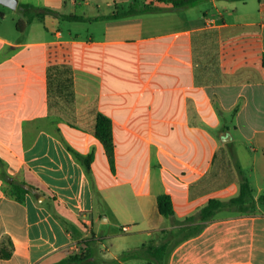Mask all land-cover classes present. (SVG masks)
<instances>
[{
	"label": "crops",
	"instance_id": "1",
	"mask_svg": "<svg viewBox=\"0 0 264 264\" xmlns=\"http://www.w3.org/2000/svg\"><path fill=\"white\" fill-rule=\"evenodd\" d=\"M20 3L86 20L47 14L22 38L24 18L7 33L0 4V264H56L86 241L96 251V226L117 245L108 264H148L119 253L167 240V264H264V205L221 211L194 235L202 222L184 221L237 196L240 169L264 194V0ZM133 6L142 12L95 20ZM65 66L70 99L56 76ZM100 114L113 124L114 163L95 136ZM75 153L94 156L90 172ZM12 181L35 189L19 200Z\"/></svg>",
	"mask_w": 264,
	"mask_h": 264
},
{
	"label": "trees",
	"instance_id": "2",
	"mask_svg": "<svg viewBox=\"0 0 264 264\" xmlns=\"http://www.w3.org/2000/svg\"><path fill=\"white\" fill-rule=\"evenodd\" d=\"M172 2L177 9H185L187 7L193 6L197 4L198 0H167ZM146 9H151V7H146ZM18 10L21 11L24 18L26 20H20L17 22V29L19 32L23 33L25 31L26 25L34 22L35 19L40 18L44 19L47 14H55L60 16L61 18H65L68 20H76V21H84L86 20L83 17L78 16H66L61 15L56 11L51 9H47L44 7L37 6L32 3H20ZM142 12L139 9H135V7H130L126 11H115L110 15L98 17L95 20H103V19H116L123 18L129 16L131 14H137ZM59 48L57 45L50 46V61L52 63V50ZM65 48V47H64ZM54 55V54H53ZM52 72V67H51ZM63 75V84L67 87L68 97H74V80L72 76V70L70 67L65 66L62 70H56V76ZM52 73L50 74V78L52 79ZM95 136L98 140H100L110 157L112 163L115 161V142L113 137V124L111 119L104 115L100 114L97 117ZM79 161L85 166L87 172L91 171V165L93 162L94 156L82 155L79 153H75ZM242 178L240 182V190L237 196L232 197L228 200H222L217 198H212L208 201V203L201 208L197 215H193L187 217L185 222H202L193 229L191 235L200 233L205 227L207 222L214 220L217 215L224 210L241 212V213H256L258 204L264 205V194H262L258 199L255 197L254 189L251 185L250 180L245 176L244 172L240 169ZM13 190L17 199L22 200L23 195L30 191L31 189H35L34 186H31V189L26 187L25 182L12 181ZM159 210L162 215L166 217H174L175 210L173 206L172 198L169 195H161L158 198ZM176 236L174 230H171L167 237L172 238ZM90 241H86L87 249L83 254H77L75 256H71L59 263L56 264H95V249L90 248ZM175 246H171L169 241H164L160 245H144L142 248L136 250L125 251L120 259L123 260H131V259H144L147 260L148 264H167V259L171 255ZM1 254L4 258H9L12 253L8 251H1ZM164 263H162L163 261ZM166 260V262H165ZM116 262V261H114ZM113 262V263H114Z\"/></svg>",
	"mask_w": 264,
	"mask_h": 264
},
{
	"label": "rangeland",
	"instance_id": "3",
	"mask_svg": "<svg viewBox=\"0 0 264 264\" xmlns=\"http://www.w3.org/2000/svg\"><path fill=\"white\" fill-rule=\"evenodd\" d=\"M3 6H0V8ZM205 8L206 5H201L200 8ZM3 9H7V14H8V18H6V20L4 21V25L2 27V29L4 31H6L7 33H11L13 31V29H15V21L19 18H24V16L21 14L20 10L14 11L11 8H3ZM23 16V17H22ZM23 20H26L25 18ZM21 37H24V32L21 33ZM260 172V171H259ZM262 172V178L264 180V166H263V170H261ZM264 185V181L262 183ZM95 232L98 233V235L100 236L98 244H97V250L95 251V264H108V263H113L114 261H116L117 259L113 256V253L116 252L117 249V245L114 244L113 240H111L108 236L109 234V228H105L104 231H101L100 229H98V227L96 226L95 228ZM150 245H157V242H151L149 243ZM124 252L122 251L121 253H119V255H122ZM163 261V260H162ZM164 263V261L162 262Z\"/></svg>",
	"mask_w": 264,
	"mask_h": 264
},
{
	"label": "water",
	"instance_id": "4",
	"mask_svg": "<svg viewBox=\"0 0 264 264\" xmlns=\"http://www.w3.org/2000/svg\"><path fill=\"white\" fill-rule=\"evenodd\" d=\"M0 4H3L13 10H17L20 4V0H0Z\"/></svg>",
	"mask_w": 264,
	"mask_h": 264
}]
</instances>
